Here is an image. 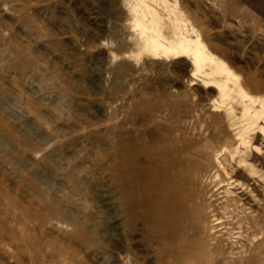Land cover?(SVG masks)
Returning <instances> with one entry per match:
<instances>
[{
    "label": "rangeland",
    "instance_id": "374dc122",
    "mask_svg": "<svg viewBox=\"0 0 264 264\" xmlns=\"http://www.w3.org/2000/svg\"><path fill=\"white\" fill-rule=\"evenodd\" d=\"M0 264H264V0H0Z\"/></svg>",
    "mask_w": 264,
    "mask_h": 264
},
{
    "label": "bare ground",
    "instance_id": "6f19581e",
    "mask_svg": "<svg viewBox=\"0 0 264 264\" xmlns=\"http://www.w3.org/2000/svg\"><path fill=\"white\" fill-rule=\"evenodd\" d=\"M174 218L177 219V217H175V216H174ZM174 218L173 217H169V219H168V226L171 229H174L173 233L170 235V238L172 240V246L174 248H176V249L178 248V251H179L178 252V257H177L178 259L182 258V260L183 259L184 260H190L192 258V256H193L194 252L192 253L193 250L190 247L191 241L189 243V236L186 233L187 232L186 231L187 228H186V226L183 227L184 225L183 226L178 225Z\"/></svg>",
    "mask_w": 264,
    "mask_h": 264
}]
</instances>
